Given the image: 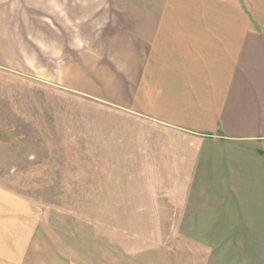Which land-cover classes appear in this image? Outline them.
Returning <instances> with one entry per match:
<instances>
[{
	"label": "crops",
	"instance_id": "obj_1",
	"mask_svg": "<svg viewBox=\"0 0 264 264\" xmlns=\"http://www.w3.org/2000/svg\"><path fill=\"white\" fill-rule=\"evenodd\" d=\"M0 69L82 94L147 132L114 151L146 149L145 172L167 191L163 220L211 253L264 264V6L0 0ZM39 223L35 202L0 183V264L24 263Z\"/></svg>",
	"mask_w": 264,
	"mask_h": 264
},
{
	"label": "rangeland",
	"instance_id": "obj_2",
	"mask_svg": "<svg viewBox=\"0 0 264 264\" xmlns=\"http://www.w3.org/2000/svg\"><path fill=\"white\" fill-rule=\"evenodd\" d=\"M262 6L251 0L252 12ZM124 119L0 69V183L40 212L23 264H259L258 254L211 253L163 220L167 191L145 172L146 149L114 151L147 133Z\"/></svg>",
	"mask_w": 264,
	"mask_h": 264
}]
</instances>
